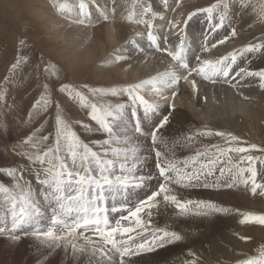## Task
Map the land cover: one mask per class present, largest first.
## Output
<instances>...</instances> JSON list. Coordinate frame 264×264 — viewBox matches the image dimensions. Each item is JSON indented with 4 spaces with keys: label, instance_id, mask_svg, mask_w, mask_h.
<instances>
[{
    "label": "snow or ice",
    "instance_id": "obj_1",
    "mask_svg": "<svg viewBox=\"0 0 264 264\" xmlns=\"http://www.w3.org/2000/svg\"><path fill=\"white\" fill-rule=\"evenodd\" d=\"M58 11H64L67 8L66 4H59L56 6ZM222 7L219 13V23H212L215 17L213 13ZM239 7L242 9L252 8L253 12L258 18L264 22V0H239ZM80 15L85 16L86 4L81 2L79 4ZM229 5L226 2L221 4H213L206 9H198L190 12L188 19L183 23L187 25L198 12H205L208 14L210 29L215 31L220 28L225 20L228 18ZM151 12L150 7L144 8L145 15ZM155 15V14H153ZM107 19V17H104ZM129 22H132V15L128 17ZM137 23L145 24L148 28V40L156 47L157 51H161L156 46V38L152 33V24L148 20H139ZM79 23H84L80 20ZM179 22H174L173 27H177ZM236 35V30H232V36ZM21 43H23L21 41ZM220 44L225 43V40H220ZM211 47L215 48L213 44ZM186 45L184 39L181 38L179 45L175 51L163 49L167 52L177 68L170 69L164 73L153 77L150 80L143 81L142 83L130 85L125 88L117 89H89V92L95 95L100 93L103 95L116 96L119 93H127L129 99L132 101L131 119L135 121V133L139 136L144 135L141 127L140 116L138 110H143L145 119L149 118L159 110V105L146 100L138 93L145 88L146 85L152 86V91L157 96H161L164 88H170L176 85L179 79H188L193 73L201 76L205 80L212 79L215 83L214 77H223L225 80L232 75L233 65L236 64L238 55L244 53L261 52L264 50V43L249 44L242 49L233 51L225 56L216 60L201 59L197 56V66L189 68L185 59ZM204 51H208L205 46ZM116 61L125 59V57L117 56ZM17 60L11 66V70L15 71L18 64ZM187 70V75L181 77L178 75V70ZM47 70V69H46ZM241 76H255L260 80V87L264 89V70L249 71L241 67L232 78ZM192 88L196 90L195 81L190 82ZM235 86V85H233ZM87 87V86H85ZM60 91H67L69 99L78 98L81 106L90 107V119L96 121L100 128L107 134L108 138L98 143L99 150H94L88 144L83 143L80 138L72 131L71 126L67 119L59 113L55 120V138L49 145L47 142L49 136H41L35 139L29 136L24 140L25 144L31 146L32 150L28 153L21 155L27 159L31 170L34 172L38 183L42 186L43 200L51 210V226L46 231L40 229L39 225L41 220L45 218V214L41 209L38 200L34 199V194L30 183L24 178V169L22 166L0 169V173L6 174L12 181L11 186L0 184V194H3V201L0 202V208H3V215H0V235H6L12 241L21 239L18 231L25 227H32V235L39 240L42 246L50 251H55L63 245L67 248L71 246L73 253L76 251L84 252L87 250V245H93L94 253L99 251L100 255L109 261H114L115 257H119V264H134L132 257L139 256L145 252H152L157 247L163 248L166 244L178 242L182 237L176 232H170L166 229L156 228L152 230L151 238L144 236L150 227L151 209L158 206L157 198L161 195L165 202L175 204L177 209L185 211L187 206L195 203L198 208L209 210V212H222L230 211L227 208L218 207L214 203L204 201H186L181 202L177 197L171 194L169 185L177 184L180 187L194 186L193 182H197L195 186H199L201 175H213L215 166L219 161V157L226 156L228 153H246L250 149L247 147H228L219 148L216 145L211 147L217 148L216 153L198 152L196 157L191 158L193 168L192 171L182 170L173 161L164 159L162 161V154L156 148L160 129L164 128L169 123V117L164 116L158 123L153 125L150 132L153 151L157 159L156 168L159 171V178L161 183L157 191L151 192L146 198L140 199L135 204L120 203L117 206V199L121 198L123 201H128L129 189L135 190L144 186L145 177L136 176L135 172L138 165L142 164L145 157L140 155V148L138 141L135 138H124L123 141L115 136L113 131L112 122L123 121L127 115L125 112L124 104L100 105L89 103L87 98L80 91L74 90L70 86L62 85ZM173 91L172 98L176 96ZM2 98V97H0ZM161 98H164L161 96ZM43 103L47 107L49 101L41 98L37 104ZM138 102V104H137ZM206 135H213L211 132L203 133ZM214 135L220 136L234 142L237 140L235 136L226 134L224 132H215ZM191 139V137H189ZM121 142L125 147L121 148ZM128 145H134L129 148ZM252 150L264 151V149H256L255 145L251 146ZM204 156L207 158V163H201L199 168L195 167L197 158ZM244 160L249 162V165L254 163V157H240L239 164L233 163L231 157L228 158L227 163L231 165L227 169L221 167L219 169L221 176H224L226 170L232 175V182L221 185L219 183L209 184L203 183L205 188L227 187L232 188L234 185L243 183L244 185L251 184V192L256 194L257 189H260V195L264 196V184L256 182V170L248 166L240 167ZM184 167H188V161L184 162ZM249 175L245 178L244 173ZM174 174V175H171ZM111 199V207H107V201ZM149 216V222L146 223L141 214L145 213ZM120 213L119 218L115 219L113 224L108 213ZM126 213V214H125ZM207 214V213H197ZM10 220V224H9ZM127 221V224H123ZM241 224L256 223L264 226V215H254L251 213L243 214L240 220ZM84 231H78V230ZM91 231L95 234L98 240L102 243V247L95 248V242L92 238L85 236L84 232ZM135 233V235H132ZM79 237H83L85 245H77L74 241ZM137 237L140 242H137ZM247 240V237H241ZM107 249V250H106ZM189 255H194L189 252ZM127 258V261L125 260ZM186 264H197L195 260L187 261ZM239 264H264V246L259 250V256L250 257L246 260L239 262Z\"/></svg>",
    "mask_w": 264,
    "mask_h": 264
},
{
    "label": "rangeland",
    "instance_id": "obj_2",
    "mask_svg": "<svg viewBox=\"0 0 264 264\" xmlns=\"http://www.w3.org/2000/svg\"><path fill=\"white\" fill-rule=\"evenodd\" d=\"M64 1L69 2L70 0ZM200 1L205 3L207 6L222 3V0ZM168 2V0H162L163 4L160 2L159 4L160 6H166ZM223 2L228 3L230 10H228L229 12L236 11L235 8L237 6V11H243L245 12V15L250 14V19H246L249 22V26H254V30L251 31L252 34L250 32L248 33V41L251 43H264V22L258 18V16L253 12L252 8H240L239 0H223ZM253 2L255 3L257 0H253ZM98 8L99 7L96 3V6L93 8V13H100V9ZM237 11L232 13L234 18L237 15ZM188 13L189 12L187 11V14ZM120 14L122 17H124V11H122ZM184 15L185 13H183L181 17ZM88 16L89 18L91 17L90 11H88ZM187 17L188 15L185 17V19ZM22 20V22L25 23L26 19L22 18ZM31 20L33 21H30V23H33L34 26H27V30H22V34L20 38L17 39V41L11 39L12 44L9 45L10 47L7 45V41L4 40L5 46L3 47H7L10 52L0 54V96L2 97L1 100L4 99L2 101V106H0V169L23 166L24 178L30 183L34 194V199L39 201L41 209L45 214V218L41 220L39 227L41 230L46 231L47 228L51 226V210L43 200L42 186L38 183L27 159L21 155L23 153L33 151L30 145L24 143V140L30 135L35 139H39V137L47 135L49 136V140L45 143L50 145L55 138V120L58 114L57 105H59V113L67 119L72 131L76 133L83 143L88 144L94 150H99L97 147L98 143L102 142L104 139H107L108 136L100 128V125L96 121L90 119L89 113L91 112V108L81 106L78 98L69 99L67 91H60L59 89L62 85H67L74 90L83 93L90 104L94 102L98 107L104 104L115 106L118 102L108 101L106 100L107 98H105L104 95L100 93L93 95L89 92L90 88L102 89L101 85L103 82L101 79L103 77L98 74L104 68H114L115 59L114 57L106 58L105 62L101 64H96L90 61L85 67L72 69V73L69 75V73L60 64L59 60L61 55L58 52L61 48H65V51L69 50V46L72 45H70V43L64 45L63 41H65V39L63 37L49 39L50 36L48 30L45 28L44 20ZM84 22H86V20H84ZM174 22L175 21L165 20L162 24H159L158 26L155 25L156 33L163 35L164 37H170L174 35L179 36L183 32L182 29L184 24L179 22L177 27H173ZM255 22L258 23V25L255 24ZM70 28L76 30L72 26H70ZM78 29L80 30L79 32L86 30L84 26ZM30 38L35 40V45H40L42 47V52L36 51L33 45L29 42ZM78 39L80 38L78 37ZM21 41L23 43H21ZM81 42L82 41H77L73 46H76ZM13 43H18L22 45L23 48L25 47L26 52H24L23 56L28 60H32L30 64H26V67L23 68L22 66L19 68L18 64L15 71L11 70V65L16 63L20 55L17 58L15 57V52L12 51L13 48L11 47L14 46ZM7 53H10V55ZM248 55L250 60H252L251 62H254L255 64H258L261 61V68L264 69V50L257 53H248ZM249 58L248 62H250ZM6 59L10 60L11 64L7 67H4L6 64ZM169 62H172L171 57L169 58ZM13 74H15V76L17 74V81L12 80L9 82L10 77ZM11 82L14 83V85L9 84ZM232 87L233 86H230V88L225 87L228 89L227 92L224 91V93L220 91H212V94L210 93L209 97L206 98L207 100L204 105V110L207 113L209 112L208 115L213 116L223 114V109L225 108L223 105V99L226 102H229L230 99H235V97L238 99L240 93L236 91L235 87ZM121 93L119 94L122 95ZM42 97L49 101L47 107H45L42 102L37 104V101H41ZM126 97H128V95H126ZM129 100L125 102L123 101L122 103L125 105V112L127 113L125 119L123 121L112 122V127L115 136L119 137L121 141H123L124 138H135L138 141L140 155L145 157V160L142 164L138 165L135 175L138 177H145V181L143 187L135 190H128V201H123L121 198H118L117 202L128 203L130 201L131 204L134 205L136 201L146 198L151 192L158 190V184L162 181L159 178V171L156 168L157 159L155 152L152 150L153 145L151 142L150 132L153 129V125L158 123L159 120H161L164 116H168L170 118L169 126L166 127L165 131H161L160 129L159 139L156 145V148L162 154V161L167 159L175 162L182 170L192 171L193 164L191 158L196 157L198 152L208 151L209 153H216L217 156L219 155L217 148L211 147L213 145H216L219 148L240 146L247 147L250 150L246 153H241V155L242 157H247L249 155L254 157V163L249 165V162L246 161L239 166L245 168L248 166L253 167L256 170V173L258 172L260 174V176H256V180H258L260 184H264V151L251 149L252 145H255L256 149H264V116H262L258 121H253L249 115L243 114L241 112L240 115L245 117L242 125L239 128H225L223 130V132L225 131L224 133L227 132L226 134L235 136L237 138L236 141L229 142L220 136L216 138H221L220 140L208 141L207 138L203 137L204 128L197 126V122L193 121L192 116L194 115L195 111L194 104L187 103L190 105V109L185 108L180 113L168 111L164 114H160L157 112L147 119H145L143 116V110L139 109L138 114L140 116L141 127L144 131V135L139 136L134 130L135 121L131 119L130 116L132 104L130 105L131 100L130 102ZM129 105L130 108L127 109ZM238 107L239 105L237 104L232 110L240 111ZM170 115L173 116L170 117ZM178 121L183 123L181 124L182 127L180 126L181 128H178ZM252 123L256 124L254 128L255 130L252 128ZM23 134H25V136ZM189 137H191V139H189ZM133 146L134 145H128L127 147L131 148ZM119 147L123 148L125 145L121 142ZM229 154L231 153H228L226 156L219 157V161H222V163L218 162L216 164L213 175H201L199 186H195L197 182H193L194 186L191 187H180L177 184H171L169 185L171 194L177 192L178 194L176 197L181 202L191 200L193 202H211L218 207L231 210L230 205L233 203V201H231L230 197L229 199L224 198V194L229 192L228 195H232L230 193L231 189L239 187V184L234 185L232 188L220 187L217 189L214 187H203L204 182L209 184L219 183L221 185L232 182V175L229 174L227 170L224 176H221L219 171L221 167H225L226 169L227 167H231L227 161L229 157L232 159L233 155ZM185 161H188L187 168L184 167ZM232 161L233 163L239 164V159H232ZM201 163H207V158L204 156L198 157L195 167L199 168ZM244 174L249 175L247 172ZM12 183L13 181L6 174L0 173V184L11 186ZM208 193H211L212 197L211 194ZM186 196H189V198H186ZM158 200L168 208L167 217L162 220L165 225L171 224L172 226L177 227L178 224L181 226L188 224V222H191L194 225L189 232L191 239L189 241H183L181 243L183 246H186L189 242L194 243L197 246L204 245L199 242L200 240H203L205 244H208V237L224 239L230 234L244 235L248 236L249 239L246 242L236 245L235 247L238 252L241 251L239 258L242 260L259 256V250L262 246H264V232L240 233L237 230L235 224L226 216V213L209 212L207 209L198 208L195 203L188 205L185 211H181L176 208V211L169 213L168 206H171L172 208L175 206V204H172L171 202H165L162 195L158 197ZM2 201L3 194H0V202ZM112 203V200L109 199L106 203V206L110 208ZM190 206L196 208L197 212L195 211L193 214H191V217H188L190 215L188 212V207ZM250 209L251 210L249 211L253 210L258 212L259 215H264V205H257V207L253 209L250 207ZM3 212V208H0V215H3ZM199 212L207 214L198 215L197 213ZM108 214L110 216V212ZM115 219L117 218L112 217V220L110 221L115 222ZM142 219L148 223V214L144 215ZM152 221L153 220H150L148 232L153 230L151 226H153L155 223ZM32 231V227H25L19 230L17 234L20 235L21 239L18 241H12L6 235H0V264H119L118 256L115 257L114 261H109L102 257L99 251L94 253L93 245H87V250L84 252L76 251L73 253L70 245L67 248L61 245V247L55 251H50L46 247L42 246L41 242L35 237L30 234L26 235V233H31ZM78 231L84 230L81 229ZM84 235L92 238V240L95 242L94 246L96 249L102 247V243L98 240V238L94 237V233L92 234L91 231H87L84 232ZM147 235L149 236L150 234ZM74 242L77 243V245H85L83 237H79ZM176 255L177 250L175 252L169 249L165 251L158 250L157 252L152 251V253L149 252L144 255L142 253L140 256L132 257V261L134 264H165L166 260H171L172 256ZM125 260L127 261V259Z\"/></svg>",
    "mask_w": 264,
    "mask_h": 264
},
{
    "label": "bare ground",
    "instance_id": "obj_3",
    "mask_svg": "<svg viewBox=\"0 0 264 264\" xmlns=\"http://www.w3.org/2000/svg\"><path fill=\"white\" fill-rule=\"evenodd\" d=\"M168 1L169 2L166 6H160L159 2L162 3V0H70L69 2H65L64 0H0V54L10 52L7 47H3L5 46L4 40L7 41V45L9 46L12 44L11 39L17 41V39L20 38L22 30H27V26H34L33 23H30V21H33L31 19L38 21L44 20L45 28L48 30L50 36L49 39L63 37L65 39V41H63L64 45H67V43L72 45L69 46V50L65 51V48H61L58 52L61 55L59 60L60 64L69 73V75L72 73V69L85 67L90 61L96 64H101L105 62L106 58L114 57L115 59L117 56L125 57V59L120 60L119 62L115 59L114 68H104L98 74L103 77L101 79L103 82L101 85L102 89H120L130 85L142 83L143 81L150 80L161 73L169 71L170 69L177 68L175 62H169L170 56L167 55V52L163 51V49L175 51L181 38L184 39L186 45L187 50L185 59L189 68L197 66V56L201 57V59L216 60L233 51L242 49L249 44L256 43L248 41V33H251V31L254 30V26H249V22L246 19H250V14L245 15V12L240 10L237 11V6L235 8L237 11L236 17L234 18V15L232 14L236 11L229 12V10L228 18L225 20L224 24L215 31H212L210 29L208 14L205 12H198L196 16L188 21L187 25L183 23L188 19V17L186 19L185 17L189 15L190 12L198 9H206L211 6L205 5V3L200 0ZM81 2L86 4L85 16L80 15L79 4ZM96 3L99 7L98 9H100V13L95 14L93 13V8L96 6ZM59 4H66L67 8L64 11H58L56 6ZM145 7L151 8V12L146 15L144 13ZM88 11H90L91 14L90 18L88 16ZM122 11H124V17L120 14ZM187 11L189 12L188 14ZM220 11H222V7L213 13L215 19L212 23H219ZM183 13H185V15L181 17ZM129 15H132V22H129L128 20ZM104 17H107V19ZM22 18L26 19L25 23L22 22ZM82 19L86 20V22L79 23ZM139 20L150 21L153 26L152 33L156 38V46L162 49L161 51H157L156 47H154L148 40V28L145 24L136 22ZM165 20L181 22L184 24L182 29L183 32L179 36L174 35L170 37H164L163 35L156 33L155 25L158 26ZM255 24L258 25L256 22ZM70 26L74 27L76 30L71 29ZM82 26H84L86 30L79 32L80 30L78 28H82ZM233 29L236 30L235 36H232ZM78 37L80 39H78ZM220 40H225V43L220 44ZM77 41L82 42L73 46ZM29 42L33 45L37 52H42V47L40 45H35L36 42L34 39L30 38ZM213 44L216 45L215 48L211 47ZM13 45L14 46L11 47L13 48L12 51L15 52V57L17 58L20 55L18 58L20 61L19 68L21 66L22 68L26 67V64H30L32 61L23 56L24 52H26V48H23V46L18 43H13ZM205 46L208 47V51L203 50ZM7 54L10 55V53ZM248 58V53L238 55L236 64L233 65L232 75L227 78V80L223 77H214L213 79L216 80L214 83L212 79L205 80L201 76L193 73V75L189 76L187 80L181 78L173 87L164 88L161 93V96L164 98L157 96L156 93L152 91L151 85H146L145 88L138 94L143 96L146 100L158 104L160 106L158 110L160 114H164L168 111L180 113L185 108L190 109L189 104H194L195 111L192 116L193 121L197 122V126L204 128V133H213V135L203 134V137L207 138L208 141L220 140L222 137L216 139L219 136L214 135V133L223 132L225 128H239L245 119L244 116L240 115L241 112L249 115L253 121H258L262 116H264V89L260 87L259 78L255 76H241L236 77L235 79L232 78L241 67H244L249 71L264 70L261 68V61L258 64H255L254 62H251L252 60H250V58V62H248ZM5 63L4 67L11 64L8 59L5 60ZM178 75L181 77L186 76L187 70L179 69ZM12 80L17 81V74L16 76L13 74L10 77L9 82ZM193 80L196 83L195 91L190 83ZM9 84L14 85L12 82ZM230 86L235 87L236 91L240 93L238 99L235 97V99H230L229 102H226L223 99V105L225 107L223 109V114L213 116L208 115L209 112L207 113L204 110V105L207 100L206 98L209 97L212 91H220L223 93L224 91L227 92L228 88L225 87L230 88ZM173 91L177 93L174 99L172 98ZM121 94L124 96L118 94L116 96L104 95V97L107 98L106 100L108 101H115L118 102L117 104H122L123 101L125 102L129 100V96L126 97L128 94L123 92ZM3 100L0 101V106H2ZM131 104L132 101L130 105ZM237 104L239 105L238 109L240 111L232 110ZM130 105L127 109L130 108ZM172 116L170 115V117ZM177 124L179 126L178 128H181V124L183 123L178 121ZM252 124L253 130H255L254 128L256 124ZM168 126L169 123L162 128L161 131H165ZM23 135L25 136V134ZM229 155H233L232 159L240 160V157H242L241 153L235 152ZM246 161L247 160H244L243 163ZM257 175L260 176L259 173ZM244 176L245 178L248 177L247 174H244ZM256 182L260 183L258 180H256ZM260 191V189H257L256 194H253L251 192L250 183L247 186L240 183L239 187L231 189L230 193L232 195L229 196V192L224 194V198L229 199L230 197L231 201H233L230 205L231 210L226 212V216L235 224L240 233L264 232V226L262 225L256 223H240V220L243 218V214L251 213L259 215L258 212L249 210H251L250 207L253 209L257 207V205H264V196L259 194ZM177 194L178 193L176 192L173 195L177 196ZM206 195L204 196L207 197ZM187 197L189 198V196H186V198ZM120 203L121 202H117V206H119ZM157 203L158 206L151 209L150 220H153L152 222L155 223L151 226V228L166 229L170 232H176L182 237V239L178 242L166 244L163 248L157 247L154 250L156 252L158 250L165 251L168 249L173 252L177 250V255L172 256L171 260H166L165 264H186L187 261L191 260H195L197 264H239V262L243 261L239 258L241 251L238 252L235 247L242 242H246L249 239L248 236L230 234L224 239L208 237V244H205L203 240H200L199 242L204 245L197 246L194 243L189 242L186 246H183L181 245L183 241H189L191 239L189 232L194 225L191 222L181 226L178 224L177 227H174L171 224L165 225L162 220L167 217L168 208L164 206L158 198ZM168 207L169 213L176 211L177 208L176 205L172 208L171 206ZM195 211L197 212L196 208H193L192 206L188 207V212L190 213L188 217H191V214ZM146 214L147 210L145 213L141 214V217L143 218ZM119 215L120 213L110 212L111 217L109 216V219L112 220V217H116L118 219ZM112 223L114 224L115 222ZM122 223L127 224L128 222L123 221ZM147 232L148 230L144 232V236L150 239L152 231ZM146 233L150 235L148 236ZM132 235H135V233ZM94 237L97 238L95 234ZM241 237H247L248 239L243 240ZM137 242H140L139 237H137ZM189 252L194 255H189ZM146 253L149 252H145L143 255Z\"/></svg>",
    "mask_w": 264,
    "mask_h": 264
}]
</instances>
